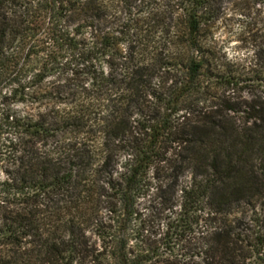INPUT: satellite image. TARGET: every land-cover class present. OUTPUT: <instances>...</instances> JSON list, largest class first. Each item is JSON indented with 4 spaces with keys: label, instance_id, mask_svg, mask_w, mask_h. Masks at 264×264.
<instances>
[{
    "label": "trees",
    "instance_id": "16d2710c",
    "mask_svg": "<svg viewBox=\"0 0 264 264\" xmlns=\"http://www.w3.org/2000/svg\"><path fill=\"white\" fill-rule=\"evenodd\" d=\"M221 1L0 0V264H264V95L202 82L238 81Z\"/></svg>",
    "mask_w": 264,
    "mask_h": 264
},
{
    "label": "rangeland",
    "instance_id": "374dc122",
    "mask_svg": "<svg viewBox=\"0 0 264 264\" xmlns=\"http://www.w3.org/2000/svg\"><path fill=\"white\" fill-rule=\"evenodd\" d=\"M221 11L223 15L214 25L212 34L205 38V43L214 53V63L219 66L222 65L224 68L227 67L238 81L233 86L231 84L230 87H227L223 86L220 81L204 78L202 80L203 85L208 86V93L211 96H220L224 93L225 95L234 97V99H238V97L248 98L253 94L264 95L261 88L247 81L251 77L247 73L253 53L249 48L251 35L259 28L255 18L258 17L256 16L258 14H264V8L259 7V5L254 6L251 0H222ZM9 89L10 87L1 89V95L3 96L5 93H8ZM18 107L21 108L22 106L18 105ZM2 108L3 105H0L1 113ZM6 129L7 127H3L2 137L6 136ZM186 176L188 174L182 177V182L187 180ZM138 209L141 215L133 219L129 230L135 229L136 225H139V222L142 220L156 223V216L152 213L151 208L148 207V203L141 200ZM155 230L157 229L155 228ZM163 231V229H159L157 232L161 234ZM131 235L134 237L136 233L133 232ZM159 236H156V238Z\"/></svg>",
    "mask_w": 264,
    "mask_h": 264
}]
</instances>
